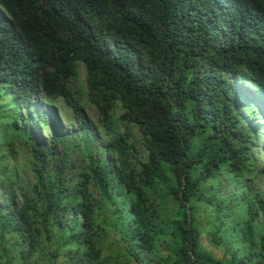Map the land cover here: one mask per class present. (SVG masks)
<instances>
[{
	"label": "trees",
	"instance_id": "1",
	"mask_svg": "<svg viewBox=\"0 0 264 264\" xmlns=\"http://www.w3.org/2000/svg\"><path fill=\"white\" fill-rule=\"evenodd\" d=\"M239 1L0 0L46 95L62 94L79 131L93 107L108 136L74 160L58 158L57 135L0 159L4 184L17 164L32 179L18 208L0 205V264H264V195L237 182L249 140L224 83L238 66L264 86V0Z\"/></svg>",
	"mask_w": 264,
	"mask_h": 264
},
{
	"label": "clouds",
	"instance_id": "2",
	"mask_svg": "<svg viewBox=\"0 0 264 264\" xmlns=\"http://www.w3.org/2000/svg\"><path fill=\"white\" fill-rule=\"evenodd\" d=\"M222 1L207 0L212 7L222 6ZM225 2L231 8L241 7L239 0H225ZM39 67L37 56L0 3V159L8 160L9 156L16 155L19 163L27 157V154L32 153L33 156L36 145L48 150L56 135L59 136L56 148L60 160L64 158L74 160L77 154L87 152L91 141L106 142L108 136L99 123L96 110L94 109L96 118L92 119L85 111L87 127L79 131V126L72 116V111L67 109L62 94L59 93V96L52 100L44 92L42 82L37 78L40 77ZM237 68L238 66L229 71L224 77V83L227 85L229 82V85L236 90L232 107L234 123L238 124L237 128L242 130L249 140L248 152L251 156V161L247 163L249 168L237 182L253 195L257 192L264 195V86L248 75H240ZM79 69H83V79ZM75 70L79 82L83 83L81 86L85 88V64L78 61ZM70 82L75 85L73 80ZM64 114H70V118ZM82 135L89 138L86 143L82 140ZM15 136L19 139L24 136L20 140L18 145L20 149L16 150V154L12 153V147L16 142ZM75 138L76 141L73 142ZM70 145L72 147L68 149L67 146ZM104 157L110 160L106 154ZM30 170L28 164H17L19 183L13 187L4 184L0 179L2 190L0 205L10 204L11 209L21 205L22 185H25L30 178L23 176L22 171H26L30 176ZM23 179H26V182ZM237 187L235 190L240 189ZM246 194L248 193L245 190L241 191V195ZM69 201L73 203L69 204ZM64 202L67 206L75 205L71 197L64 199Z\"/></svg>",
	"mask_w": 264,
	"mask_h": 264
},
{
	"label": "rangeland",
	"instance_id": "3",
	"mask_svg": "<svg viewBox=\"0 0 264 264\" xmlns=\"http://www.w3.org/2000/svg\"><path fill=\"white\" fill-rule=\"evenodd\" d=\"M82 70H83V69H79V74H80L81 78L83 79V78H84V73L82 72ZM85 111H86L87 116H89L91 119H92V118H96V114H95V110H94V108H92V107H87ZM64 115H65V114H64ZM65 116H67V118H70V114H66ZM135 133H136V135H138L137 132H136V130H135ZM23 138H24V136H21L20 139H18V140L15 142V145H16V146L20 145V140H22ZM81 138H82V140H83L85 143L89 140V138H88V137H85L84 135H82ZM72 141L75 142V141H76V138L73 139ZM67 147H68V149H70V148L72 147V145L67 146ZM145 155H146L145 151H144L141 147L138 146V147H137V154H136L135 157H136V158H140V161L142 162V161H143V158H145ZM28 180H29L30 182H32V179H31V178L28 179ZM23 181L26 182V179H23ZM223 183H224V181H223ZM222 186H223V184H222ZM226 187H227L226 192H229V191H231V190H233V191L235 190V187H229L228 185H226ZM1 193H2V190L0 189V197L2 196ZM68 203H69V204H72L73 202L69 201ZM13 245H14V243L11 242V241H9V243L7 244V246H8L9 248H13ZM26 247H27V246H25V248H26Z\"/></svg>",
	"mask_w": 264,
	"mask_h": 264
}]
</instances>
